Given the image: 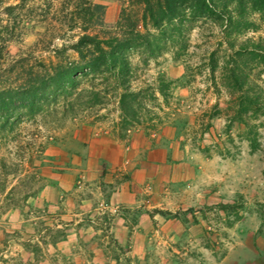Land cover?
<instances>
[{
	"label": "rangeland",
	"instance_id": "1",
	"mask_svg": "<svg viewBox=\"0 0 264 264\" xmlns=\"http://www.w3.org/2000/svg\"><path fill=\"white\" fill-rule=\"evenodd\" d=\"M91 1L104 6L101 28L114 30L122 8L139 16L127 0ZM40 20L24 21L20 36L5 42L0 66L18 57L76 59L68 45L80 31ZM242 21L235 46L264 40V14L246 10ZM219 40L218 27L200 20L181 55L134 51L126 82L79 78L0 142V264H264V117L248 121L257 144L250 151L247 128L228 121L232 96L219 68L228 51ZM238 62L264 89V62L247 55ZM159 79L168 83L165 98ZM105 136L125 144L144 137L165 151L164 162L145 169L130 205L111 203L112 182L101 178Z\"/></svg>",
	"mask_w": 264,
	"mask_h": 264
},
{
	"label": "trees",
	"instance_id": "2",
	"mask_svg": "<svg viewBox=\"0 0 264 264\" xmlns=\"http://www.w3.org/2000/svg\"><path fill=\"white\" fill-rule=\"evenodd\" d=\"M35 1L43 7L38 8L39 12L30 6ZM127 3L140 6L139 16L135 17L129 8H122L114 30H110L101 28L105 26L104 6L91 0H0L3 15L0 17V58L5 42L20 36L22 23L34 15L51 27L55 23L67 30L80 31L68 45L76 59L44 63L18 57L0 66V142L17 135L20 124L47 111L59 97L69 95L79 78L101 75L115 82H126L128 57L134 51L148 57L164 50H169L174 57L181 55L188 46L187 35L194 23L208 19L219 29V45L224 44L228 51L219 67L220 85L232 96L228 121L235 120L247 128L245 139L250 151H254L257 144L250 136L248 121L264 117V89L248 79L238 60L247 55L264 62L261 46L264 40H248L235 46L232 33H238L240 24H244L246 10L264 14V0H127ZM214 54L210 51L206 58L211 74L216 65ZM167 86L168 83L159 79L157 90L164 98L168 95ZM124 87L123 90L127 89ZM126 96L119 94L120 109L127 105Z\"/></svg>",
	"mask_w": 264,
	"mask_h": 264
},
{
	"label": "crops",
	"instance_id": "3",
	"mask_svg": "<svg viewBox=\"0 0 264 264\" xmlns=\"http://www.w3.org/2000/svg\"><path fill=\"white\" fill-rule=\"evenodd\" d=\"M137 137V138H136ZM144 137L135 136L128 143L105 136L98 150L101 178L112 182L109 195L111 203L130 205L135 201V190L146 177L145 169L152 163L165 161V151L160 147L149 148ZM149 145V144H148Z\"/></svg>",
	"mask_w": 264,
	"mask_h": 264
}]
</instances>
